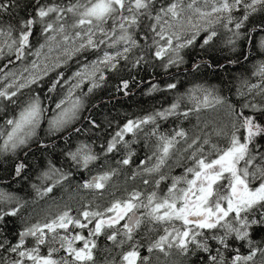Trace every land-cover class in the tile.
<instances>
[{"label":"snow or ice","instance_id":"1","mask_svg":"<svg viewBox=\"0 0 264 264\" xmlns=\"http://www.w3.org/2000/svg\"><path fill=\"white\" fill-rule=\"evenodd\" d=\"M17 7L18 0H0V60H7L0 67V111L5 104L17 106L14 114L0 124V155L14 154L37 136L48 107L39 93L19 105L18 97L23 89L39 86L50 71L74 57L84 56L86 60L85 54L102 52L67 79L59 72L48 87V93H55L58 86L65 90L54 104L53 115L47 118L49 131L55 133L79 118L84 101L76 90H82L87 82L85 95L91 93L107 79L106 72H130L150 60L159 61L166 72L179 68L188 62L185 58L191 49L198 46L202 53H208L218 35L212 25L221 21L232 32L227 45L234 48L241 37L255 42L246 23L254 14L264 13V0H32L33 11L25 12L23 17L11 11ZM234 12L241 15L234 16ZM254 31L264 33V24ZM37 32L44 43L33 51ZM201 32L204 35L198 44ZM258 47L264 49V37ZM45 48L48 53H59L51 67L34 59L22 71H5L29 55L39 58ZM202 66L224 67L215 57L205 61L201 56L191 62L197 72ZM251 77L258 82H250ZM132 82L135 77L118 78L115 91L128 95ZM177 83H167L166 89H177ZM162 90L157 82H150V92ZM235 94L240 99L232 103L214 87L196 85L178 96L170 107L126 120L101 146V153L84 142L66 153L76 166L89 169L101 155L124 150L117 164L130 165L136 153L132 141L125 137L152 125L146 134L155 138L149 148L151 154L140 161L133 176L149 177L142 180L146 186L151 179L154 190L149 193L133 189L103 209L89 202L76 209L75 215L71 207L65 206L43 222H25L13 240L9 238L8 218L17 217L23 204H13L17 198L0 190V264H150L154 251L168 256L172 250L182 256L195 255L200 264H257V255L264 257V240L254 238L264 231V59L253 65L249 78L239 81ZM183 102L190 106L180 111ZM217 106L226 107L229 117L228 124L214 132L223 139V145L213 143L210 134L190 138L183 128L171 133L159 130L158 120L176 116L187 119L190 114ZM90 124L99 127L94 120ZM176 154H181L186 163H181V173L173 176L164 169ZM26 168L23 161L16 163L15 176L21 177ZM117 173V168L101 171L81 187L103 195ZM43 177L48 181L57 179L38 190L41 197L68 175L50 163ZM162 183L167 187L160 194ZM102 235L118 250L115 255L98 245ZM237 242L246 253L236 247ZM142 250L149 255L142 256Z\"/></svg>","mask_w":264,"mask_h":264},{"label":"trees","instance_id":"2","mask_svg":"<svg viewBox=\"0 0 264 264\" xmlns=\"http://www.w3.org/2000/svg\"><path fill=\"white\" fill-rule=\"evenodd\" d=\"M18 2L19 7L11 9L14 15L23 17L25 12L30 13L33 11L31 7L32 0H18ZM239 15H241V12H239ZM223 24L224 21H221L212 25L218 35L214 38L212 46L208 49V53H202L198 46L191 49L190 56H186L185 58L188 62L179 68H170L166 72L159 67V61L150 60L148 64L132 69L130 72L126 69H122L116 74L106 72L107 79L100 87L93 89L87 95L85 93H87L88 88L84 84L82 90H76V95L80 96L84 101V107L79 114V118L55 133L49 131L47 118L53 115L54 104L63 97L64 90L58 86L55 93H48V87L59 72H63L64 78L67 79L74 72L80 70L84 63L94 60L102 52L97 51L85 54L86 60L84 56L74 57L66 65L56 68L55 71H50L49 75L40 81L39 86L32 85L30 88L22 90V94L18 97V105L23 104L33 93H39L41 100L47 105L48 111L37 130V136L30 141L27 147L18 149L14 154L0 155V190L17 198L16 201H13V204L17 201L23 204L17 217L8 218L10 239L14 240L16 231L25 226V218L31 209L46 198H61L67 196L66 193L68 191L72 192L73 198H77L74 200L71 198L73 202L71 201L69 207L73 209V214L75 215L76 209L81 208L82 205H86L89 202L93 206L99 205L103 209L109 205H107L109 199L114 200L125 196L133 189L126 190L125 193L117 192L120 189L119 187L111 190L107 185L103 190V195H101L96 190L83 189L81 185L93 174H98L101 171H107L112 168L118 169L117 175L111 178L112 184L114 183L113 180H118L120 177H125L129 180L136 177L141 178L142 176L139 175L133 178L134 173L138 171L137 165H139L140 161L146 155L151 154L149 148L155 143V138L146 135L150 132L152 125L144 126L142 132H138L135 136L129 134L125 137V139L132 141V148L136 153L130 165L117 164V161L124 155V150H121L118 153L108 154L107 156L101 155V159L92 163L89 169L76 166L66 155L67 152L74 151L81 142L91 144L94 152L101 153V146L106 144L111 134L118 129V126H122L126 120L162 111L170 107L178 96L186 94L196 85L214 87L220 95L229 98V101L232 103L240 99L235 94L239 81L242 78H249V72L253 68V65L259 60L264 59V49L258 47V41L264 37V33L254 31L259 25L264 24V13L254 14L246 23V30L250 35L255 36V42L250 43L241 37V39L237 40L234 48L226 43L229 37L232 36V32L224 28ZM229 28L235 30L233 25H229ZM203 35L204 33L201 32L198 44L202 42L201 38ZM32 43L33 51L36 50L39 43H44L43 38L39 36L38 32ZM201 56H203L205 61H211L215 57L224 67L210 69L202 66L197 72L191 68V62L192 60H200ZM245 56H248L247 60H245ZM34 59V55H29L23 62L17 61L9 65L5 71H22L25 66L30 67L31 61ZM229 60L236 61V63L230 64ZM5 63H7L6 59L0 60V67ZM170 76L172 79H169ZM121 77L129 80L135 77V82L130 83L128 95L115 91L114 85L118 83V78ZM152 81L157 82L160 89L163 90L150 92L149 86ZM171 82H178L177 89H166V84ZM250 82L257 83L258 81L255 77H251ZM188 106H190L188 102H183L180 111H183ZM15 110H17V106L5 104L3 111H0V124L13 115ZM90 120H94L99 127H93L90 124ZM193 121L194 119L190 114L187 119L183 116H176L158 120L157 122L160 125L159 130L161 132L171 133L173 129L183 128L188 133L194 125ZM76 128H79L81 131H74ZM211 141L220 144V140H216V138ZM20 161H23L27 165V168L21 177H16L14 166ZM50 163L61 169L68 175V178L58 183L51 193L41 197L38 194V190L42 191L44 187L57 179V177H53L52 181H48L43 177V173L48 170ZM181 163H186V161L183 160ZM180 164L172 168L168 174L173 176L179 175L182 171L181 167H179ZM101 165H103V168H101ZM166 187V183L160 185V194L166 191ZM27 224L30 223L27 222ZM84 234L87 235L86 232ZM255 237L258 242L264 240V231H261ZM98 245L101 249L105 247L111 249L113 254L118 251L112 248L111 242H108L103 235L100 236ZM236 247H240V251L246 253V250L243 251V247ZM142 252L147 253L146 250H142ZM226 254V256L230 255V253ZM190 263L200 264V261L193 255Z\"/></svg>","mask_w":264,"mask_h":264},{"label":"rangeland","instance_id":"3","mask_svg":"<svg viewBox=\"0 0 264 264\" xmlns=\"http://www.w3.org/2000/svg\"><path fill=\"white\" fill-rule=\"evenodd\" d=\"M234 16H238L239 12H234ZM215 24V23H214ZM45 55H47L48 59H45ZM59 56V53L56 51H53L52 53H48L47 49L45 48L39 58H36L39 63L48 64L49 67H51L52 63L55 62V58ZM102 56V55H100ZM95 58L94 60H96ZM93 61V60H92ZM91 62V61H90ZM89 62V63H90ZM27 75V73H25ZM194 121H193V127L191 128L190 133L188 134L189 137H194L196 135H200L203 137L205 134H210L211 140L214 138H218L215 136L214 132L216 129L225 127L228 124L229 117H228V111L226 107L217 106L215 109H203L198 113L191 114ZM183 145V141L181 142ZM180 147V146H178ZM183 161V157L181 154L174 155L168 162V167L164 169V172L167 174L174 168L176 165L180 164ZM149 177H142V178H136L135 180H143ZM131 181L134 179H130ZM122 184L124 187H126V190L131 189H137L145 193H149L152 191V183L150 179L149 185L142 186H136L132 183L130 184L129 181H123ZM66 200L62 199V202H59V199L57 198H50L47 201L41 203L39 205L38 210L35 212L34 216H36L35 220H39V222H43L44 218L46 216H52L60 212L65 208V206H70L68 204L69 202L73 201L72 192L66 194ZM72 198V199H71ZM112 200L109 199L107 205ZM66 202V203H65ZM33 223H36L38 221H31ZM31 224V223H30ZM79 245V242L77 244ZM153 258V264H190L189 263V256H182L180 255L176 250H172V252L165 256L164 253H161L159 251H154L152 254ZM257 264H264V257H261L260 255H257L256 257Z\"/></svg>","mask_w":264,"mask_h":264},{"label":"bare ground","instance_id":"4","mask_svg":"<svg viewBox=\"0 0 264 264\" xmlns=\"http://www.w3.org/2000/svg\"><path fill=\"white\" fill-rule=\"evenodd\" d=\"M100 55H102V53L100 54ZM99 55V56H100ZM36 58L37 57H35V60H36ZM81 69V68H80ZM85 85H86V87L88 88L89 87V84L86 82L85 83ZM64 94H65V90L63 91V96H64ZM190 132H188V134H189ZM216 140H220V144L221 145H223V143H224V141H223V139H221V138H216ZM93 175H96V174H93ZM125 176V175H124ZM91 177H88V179H90ZM136 178H140V177H136ZM135 178V179H136ZM142 178V177H141ZM87 179V180H88ZM129 180V179H127V178H125V177H120L118 180L116 179V180H113V184H112V182H111V180L108 182V186H109V188L112 190L113 188H115V187H119L120 189H118L117 190V192H124L125 193V191H126V187H124V185L122 184V182L123 181H129V183L131 184H133V185H135V187L136 186H142V181L141 180ZM154 190V186L152 185V191ZM67 193H70L69 191L67 192ZM66 193V194H67ZM50 198H56V197H49V198H46V199H44V200H42V201H40L35 207H33L32 209H31V211L27 214V216H26V222H28V223H33V222H31V221H39V220H35V218H36V216H34V214H35V212L38 210V208H39V205L41 204V203H43V202H45V201H47L48 199H50ZM57 199H59V202H62V199H64V200H66V196H63V197H61V198H57ZM74 200V199H73ZM73 202V201H72ZM66 203V202H65ZM68 204H70L71 205V202H69ZM109 242V241H108ZM29 244H31V240H29ZM115 255V254H114ZM141 255L143 256V255H149L148 253H145V252H142L141 251ZM151 255V254H150ZM192 257H193V255H191ZM191 256H189V263H190V259L192 258ZM118 258V257H117ZM153 258H152V255H151V258H150V264H153ZM191 264V263H190Z\"/></svg>","mask_w":264,"mask_h":264},{"label":"flooded vegetation","instance_id":"5","mask_svg":"<svg viewBox=\"0 0 264 264\" xmlns=\"http://www.w3.org/2000/svg\"><path fill=\"white\" fill-rule=\"evenodd\" d=\"M255 239H256V237H254ZM236 246H240V242H237V244H236ZM244 249H243V251H245L246 250V248L245 247H243ZM227 254L225 253V256H226Z\"/></svg>","mask_w":264,"mask_h":264}]
</instances>
